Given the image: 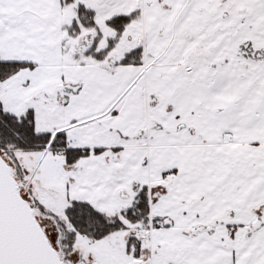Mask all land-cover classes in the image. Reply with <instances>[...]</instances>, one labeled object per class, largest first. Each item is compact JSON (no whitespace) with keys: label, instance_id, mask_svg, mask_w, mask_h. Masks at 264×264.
I'll return each instance as SVG.
<instances>
[{"label":"snow or ice","instance_id":"obj_1","mask_svg":"<svg viewBox=\"0 0 264 264\" xmlns=\"http://www.w3.org/2000/svg\"><path fill=\"white\" fill-rule=\"evenodd\" d=\"M0 264H264V0H0Z\"/></svg>","mask_w":264,"mask_h":264}]
</instances>
